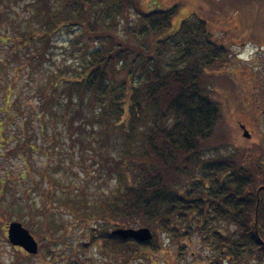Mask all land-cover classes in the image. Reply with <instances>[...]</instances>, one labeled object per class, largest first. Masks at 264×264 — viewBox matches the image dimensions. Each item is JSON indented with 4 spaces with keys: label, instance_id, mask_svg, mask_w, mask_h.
Returning a JSON list of instances; mask_svg holds the SVG:
<instances>
[{
    "label": "trees",
    "instance_id": "trees-1",
    "mask_svg": "<svg viewBox=\"0 0 264 264\" xmlns=\"http://www.w3.org/2000/svg\"><path fill=\"white\" fill-rule=\"evenodd\" d=\"M25 5L30 7L23 19L26 30L13 27L11 46L30 50L43 67L39 112L57 117L70 144L89 160L86 166L97 165L109 179L104 195L94 201L84 193L62 198L66 210L78 212L73 218L85 226L80 231L90 234L92 244L100 242L105 264H142L147 254L165 247L162 233L177 248L199 233L213 252L209 264H264V147L239 144L225 156L216 151L222 141L213 138L214 126L221 109L205 79L207 71L229 65L230 52L211 38L206 22L193 14L173 33L157 37L170 26L176 6L144 10L140 0H28ZM73 28L80 34L76 50H84L82 58L60 65L52 60L56 35ZM4 60L0 67L7 66ZM8 95L3 97L7 109ZM24 176L26 170L18 174ZM9 180L7 172L0 176V193ZM16 214V221L36 233L20 207ZM52 220L56 228L65 226ZM109 225L146 227L151 237L122 238L108 231ZM220 225L233 228L224 231Z\"/></svg>",
    "mask_w": 264,
    "mask_h": 264
},
{
    "label": "rangeland",
    "instance_id": "rangeland-1",
    "mask_svg": "<svg viewBox=\"0 0 264 264\" xmlns=\"http://www.w3.org/2000/svg\"><path fill=\"white\" fill-rule=\"evenodd\" d=\"M27 1L7 7L0 3V38L4 39L0 42V59H7V66L0 67V176L7 172L13 177L0 193V264H105L100 242L92 244L90 234L85 229L80 231L85 226L73 218L78 212L66 210L62 198L75 193L79 198L84 193L94 201L92 198L104 195L109 179L100 175L97 165L86 166L89 160L78 153L76 145L70 144L57 117L45 110L39 112L37 91L42 87L43 67L35 64L37 57L30 50L11 46L12 38H16L13 27L19 25V31L26 30L23 19L30 14ZM140 6L144 10L176 6L170 26L157 37L173 33L182 20L195 14L206 22L211 38L228 47L229 65L207 71L205 79L221 109L213 137L222 141L216 149L219 155L234 153L239 144L258 143L264 147V92L258 87L264 83V0H140ZM130 16L133 20L134 12ZM119 33L123 36L120 26ZM71 36L79 39L77 28L71 29L70 34L61 31L56 35L52 60L60 65H71L82 58L84 50H76L81 45L79 40L69 44ZM11 54L16 58H9ZM5 93L12 104L9 109L5 108ZM55 105L51 104L52 110L59 113ZM41 121L45 127L42 133L38 129ZM240 123L249 133L248 138L243 136ZM24 141L31 143L32 149ZM11 147L16 148L15 152H8ZM56 162L59 167L54 166ZM22 170H26V176L18 178ZM16 207L24 212V221L37 228L33 233L37 251L33 254L11 245L6 237L7 225L17 218ZM52 219L63 221L65 226L56 228L51 225ZM117 228L128 227L109 225L106 229L112 232ZM219 228L225 231L233 226ZM161 235L165 247L147 254L139 263L209 264L213 260L210 245L203 242L199 233L182 241L181 248L170 245L165 234ZM82 240L85 244L79 247Z\"/></svg>",
    "mask_w": 264,
    "mask_h": 264
},
{
    "label": "water",
    "instance_id": "water-1",
    "mask_svg": "<svg viewBox=\"0 0 264 264\" xmlns=\"http://www.w3.org/2000/svg\"><path fill=\"white\" fill-rule=\"evenodd\" d=\"M243 136L249 137L247 130L241 125ZM7 239L11 245L20 246L25 252L33 254L37 251V242L29 231L22 226L18 221H10L6 228ZM122 238L131 237L135 240L142 241L151 237V234L146 227L132 228H117L112 231Z\"/></svg>",
    "mask_w": 264,
    "mask_h": 264
},
{
    "label": "flooded vegetation",
    "instance_id": "flooded-vegetation-1",
    "mask_svg": "<svg viewBox=\"0 0 264 264\" xmlns=\"http://www.w3.org/2000/svg\"><path fill=\"white\" fill-rule=\"evenodd\" d=\"M264 72V71H263ZM264 83H259L258 84V87H259V89H260V91H262V92H264V85H263ZM263 105H264V101H263ZM263 118V121H264V117H262Z\"/></svg>",
    "mask_w": 264,
    "mask_h": 264
}]
</instances>
